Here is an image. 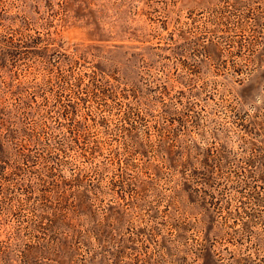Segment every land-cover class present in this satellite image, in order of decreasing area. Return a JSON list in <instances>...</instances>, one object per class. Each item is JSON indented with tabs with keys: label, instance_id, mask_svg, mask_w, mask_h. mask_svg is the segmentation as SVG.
Wrapping results in <instances>:
<instances>
[{
	"label": "rangeland",
	"instance_id": "obj_1",
	"mask_svg": "<svg viewBox=\"0 0 264 264\" xmlns=\"http://www.w3.org/2000/svg\"><path fill=\"white\" fill-rule=\"evenodd\" d=\"M0 264H264V0H0Z\"/></svg>",
	"mask_w": 264,
	"mask_h": 264
}]
</instances>
